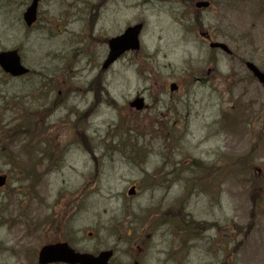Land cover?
<instances>
[{
	"label": "rangeland",
	"instance_id": "1",
	"mask_svg": "<svg viewBox=\"0 0 264 264\" xmlns=\"http://www.w3.org/2000/svg\"><path fill=\"white\" fill-rule=\"evenodd\" d=\"M31 1L0 0V52L34 72L0 70V264L59 242L111 264H264V86L246 68L264 72V0H42L29 29Z\"/></svg>",
	"mask_w": 264,
	"mask_h": 264
},
{
	"label": "water",
	"instance_id": "2",
	"mask_svg": "<svg viewBox=\"0 0 264 264\" xmlns=\"http://www.w3.org/2000/svg\"><path fill=\"white\" fill-rule=\"evenodd\" d=\"M41 0H33L32 6L28 9L25 14V21L29 27H31L37 20L38 4ZM207 7L208 4H200L199 7ZM143 26H137L135 28L128 29L125 34L121 37L113 39L110 42L111 52L108 60L104 66V69L113 63L116 59L122 56L123 53L129 50H139V34ZM212 48H220L227 53H230L229 49L223 44H212ZM0 66L6 73H9L15 77L22 76L28 73V70L23 68L21 65V59L18 53L7 52L0 54ZM249 69L264 84V74L261 73L253 64L248 65ZM172 91L176 90V86L173 85ZM138 110L143 108V100L139 99L132 104ZM6 183V179L0 177V187H3ZM135 189L129 192V195H134ZM113 257V252H103L98 257H94L88 254H78L73 251L68 244H57L45 247L39 257L40 264H108L110 259Z\"/></svg>",
	"mask_w": 264,
	"mask_h": 264
},
{
	"label": "trees",
	"instance_id": "3",
	"mask_svg": "<svg viewBox=\"0 0 264 264\" xmlns=\"http://www.w3.org/2000/svg\"><path fill=\"white\" fill-rule=\"evenodd\" d=\"M241 162H242V161H241ZM241 162H240V163H241ZM32 169H33V168H32Z\"/></svg>",
	"mask_w": 264,
	"mask_h": 264
}]
</instances>
